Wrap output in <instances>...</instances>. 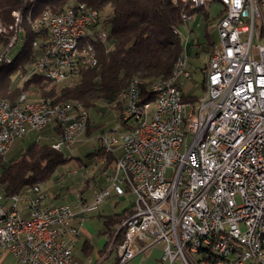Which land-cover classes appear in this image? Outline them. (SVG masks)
<instances>
[{
	"label": "built area",
	"instance_id": "built-area-1",
	"mask_svg": "<svg viewBox=\"0 0 264 264\" xmlns=\"http://www.w3.org/2000/svg\"><path fill=\"white\" fill-rule=\"evenodd\" d=\"M186 2L194 8L196 3L211 6L207 0ZM255 2L229 0L221 6V11L232 7V17L222 16L215 23L219 51L207 63L213 65L211 87L195 102L184 93L192 79L188 41L175 83L169 89L155 88L164 92L162 110L138 137H130V129L149 102L142 100L138 82L120 95V123L98 140L105 154L116 144H124V151L112 175H105L91 191L90 200L81 190L73 205L54 207L39 183L11 197L0 192V259L9 253L15 264H79L73 251L85 220L111 195H130L133 203L119 227L122 242H110L106 251L113 249L117 264L128 263L155 244L163 245L164 264H264V248L257 241L264 229V23ZM89 9L76 0L72 10L40 14L45 27L31 29L39 38L31 44L37 54L27 78L71 79V72L85 66L87 54L76 56L72 50L74 39L85 31L95 32L107 45L108 29L101 19L88 18ZM0 33L8 34L1 63L25 37L19 24L1 26ZM201 72L204 77V69ZM20 96L18 105H0V142L1 127H8L9 133L0 157L29 133L58 128L51 147L71 160V132L82 130L85 136L88 110L60 109V119L49 122L50 111L28 107L23 93ZM182 120H189V134H180ZM92 170H83L86 180ZM217 225L227 227L228 236L218 235Z\"/></svg>",
	"mask_w": 264,
	"mask_h": 264
},
{
	"label": "trees",
	"instance_id": "trees-1",
	"mask_svg": "<svg viewBox=\"0 0 264 264\" xmlns=\"http://www.w3.org/2000/svg\"><path fill=\"white\" fill-rule=\"evenodd\" d=\"M75 1L36 0L30 3L29 0H0L2 27H9L14 23V12H20L25 21L24 42L13 55L10 65H0V98L13 105L22 93H31L38 100L48 101L51 104L77 102L88 111L96 109L102 116L101 122L93 125L88 119L85 132L88 138L97 132H109L103 128V124L107 121L102 114L107 107H117L116 124L120 123L123 109L119 97L132 79L143 82L142 100L149 102L145 106L152 111L154 96L149 86L156 80L170 76L173 65L182 52L181 38L174 33L175 30L181 32L183 26L188 23L183 22L182 15L193 16L197 11H201L205 26L212 25L214 20L224 15L222 10L215 19L210 20L206 11L190 6L186 0H82L104 15V20L102 16L100 19L108 29L107 45L89 40L96 50L97 67L83 71L73 79L72 83H68L71 79L61 84H54L36 75L26 79L37 54L31 49V44L39 38L31 31L27 22L28 15L31 20H35L44 10L55 13L71 10ZM188 32H192V29ZM7 39V33H0V50L6 45ZM208 43V47L202 48L201 52H205L206 56L210 57L214 45ZM194 45H199V41L197 40L192 46ZM195 55L197 57L199 52L196 51ZM203 86L202 79L200 84L202 91ZM185 97L192 102L199 98L187 94ZM28 99L31 100L29 97ZM54 130L59 136V129L54 128ZM53 142L31 141L23 148H17L19 144L17 143L5 157H0V192L3 191L6 197H11L23 193L38 183L45 191L47 185L51 184L53 187L59 185L60 192L65 191L66 183L57 184V182L61 177L60 174L64 172L62 168L69 160L52 149ZM118 155L119 153L105 154L99 147L90 157L92 164L80 169L81 172L84 169H93V176L84 182V189L89 186L90 189L93 188L91 184H95L96 181L103 182L104 174L111 172ZM59 191L55 189L54 194H61ZM125 212L126 210L103 218L102 233L107 235V244L113 241V246H116L122 242L123 229L119 230V227L124 220ZM91 251V248L87 247V254H91Z\"/></svg>",
	"mask_w": 264,
	"mask_h": 264
},
{
	"label": "rangeland",
	"instance_id": "rangeland-1",
	"mask_svg": "<svg viewBox=\"0 0 264 264\" xmlns=\"http://www.w3.org/2000/svg\"><path fill=\"white\" fill-rule=\"evenodd\" d=\"M210 4L211 6L209 9H206L203 6L201 7V9L206 11L208 13V18L212 20L215 19V17H217V14L219 13L221 6L218 3H217L219 5L218 7L213 6L215 5V3H210ZM201 13H202L201 11H197L196 14L194 15L193 18L194 20L191 23L188 22L185 25V27L183 26V28L181 29V33H182L181 41L183 44L182 46L184 47L185 42L188 41L186 42V48L187 51L190 53V56H192L194 51L198 48L192 46L193 42L196 43L197 40L199 41V45H196L199 46L200 49L198 51L199 55L197 56L198 60L194 63V68L196 67V69L192 70L193 73L192 79L189 82H187L184 87L185 94L194 95L196 97H201L203 93L202 89L200 88V84L203 79V75L201 71L206 68L205 64L209 60V56L207 57L205 52H201V49L207 48L208 47L207 45H209L208 42H211V44H213L214 46L217 45L218 43V35L216 30L214 29L215 25L205 26L202 20ZM101 16L104 20V15L101 14ZM215 23L216 20H214L213 24ZM22 27L24 29L25 27L24 22ZM190 29H192L193 31L188 32L190 31ZM20 47L21 44H19L15 48V50L12 51V54L14 55L15 53H17ZM73 79L74 78H72V80L70 79L71 81H68V83H72L74 81ZM26 95L27 97L31 98V100L34 101L38 100L31 93H27ZM119 98L121 100V107L123 109V105H122L123 102L121 96ZM150 111L151 110H149V112ZM117 112H118L117 107H113V106L107 107L104 110V113L102 115L103 117H106L105 120L107 121V123L103 124V128L105 131L112 132L115 129V127L118 125L116 124L118 121ZM88 116L91 122L93 123V125H95L96 123L98 124L99 121L101 122L102 116L100 113L96 111V109H90L88 111ZM100 134H101L100 132H97V134H95L91 138L90 137L88 138L87 136L81 137V140L83 139L82 142L75 144L72 148L73 158L67 161L65 166L62 168L64 170L63 174L59 173L61 177L58 179L59 181L57 182V184L66 183L67 188L65 189V191L61 190L60 192L58 188L59 185L56 187L48 185L46 188L47 193H51V192L54 193V190L56 189L57 192L59 191L62 194L61 196H70L80 192L83 189L84 183L82 182H84L86 179L84 177L83 172H81L82 170L80 171V169L83 168V166H90L92 164L90 157L100 147V142L98 140ZM24 140L25 138L22 141H19L18 142L19 144L15 143L17 144V148H23L27 145V143H29V141H24ZM92 176H93V172L90 174V177ZM133 200L134 198L130 195H127L125 197V200L111 195L108 199L104 201L103 204L99 205L97 211L94 212L95 218L85 222L82 230H84L85 234L87 235L86 238L91 242L94 249L93 253L91 255L89 254V257L91 259L96 261L99 257V253L102 250L103 251L105 250L106 252L109 248V243L107 244L108 241L107 235L102 233L104 231L103 218L113 214L121 213L125 208L130 207V205L133 203ZM70 202H71V198H67L64 199V202L61 204L70 205ZM78 249H81V244L78 246ZM113 260H114V253L112 252L109 256V259L104 261V263L102 264H110V262H112ZM174 264H179V263L178 261H176Z\"/></svg>",
	"mask_w": 264,
	"mask_h": 264
},
{
	"label": "bare ground",
	"instance_id": "bare-ground-1",
	"mask_svg": "<svg viewBox=\"0 0 264 264\" xmlns=\"http://www.w3.org/2000/svg\"><path fill=\"white\" fill-rule=\"evenodd\" d=\"M35 1L36 0H29L30 3H33ZM215 2H217L220 6L229 5V0H207V4L215 3ZM202 6L204 7V3H196V8H201ZM73 8H75V5L73 6ZM255 10H256L257 15H261V23H264V0H256ZM223 11H224L223 18L232 17V7H223ZM20 14H21L20 12L13 13L14 23L10 26H18L19 24V30L21 32V35L25 37V27L24 29L22 27L23 22L25 21L23 19L22 14L21 15ZM88 18H99L100 19L101 13L97 9L91 6V9L88 10ZM36 19L31 20L30 16L28 15L27 22H29L31 29L37 28V27H45L44 18H36ZM182 20L184 23H187V22L191 23L194 19L192 18V16L182 15ZM0 31H1V25H0ZM33 32L35 33V31ZM174 33L181 38L182 33L180 31L175 30ZM90 39L95 40L99 43H103L102 38H100L99 35H97L93 31H85L84 34L78 35V37L75 38L74 41L72 42V50L75 52L76 56H85V54H87V56L85 58V66H83L82 69H79L76 72H71V79L77 78L83 71L94 69L98 65L96 50L94 46L89 42ZM34 41L32 42V44H34ZM22 43L23 42H19V44H22ZM91 49H93V54H91ZM218 51H219V44L217 43V45L213 47L209 59L217 58ZM184 60H185V45L182 48L181 54L176 59L173 65L170 76H168L166 79L163 78V79L156 80L152 82L151 85L149 86V90L154 96V104H153L152 111L150 113L148 107L146 106L145 108H142L140 110L139 114L137 115V118L135 119L134 125L130 129V137H138L140 132H142L143 129H145L147 125H153V119H155V112H160L162 110V107L164 106V92L159 91L155 88L169 89L175 83L179 75L180 68L182 67L184 63ZM12 61H13V54L9 56L8 60L1 62L0 65H3V64L10 65ZM212 76H213V65H207L206 68L204 69V77H203L204 89H210ZM66 81L68 80H62L60 82H52V83L61 84ZM137 82L138 84H140L139 94H141V87L143 85V82L139 79H132L129 82L128 87L125 89V91L122 94H128L129 89L132 88L133 84H137ZM18 103H21V96L18 98L17 102L13 105H18ZM23 103H28V107L46 108V111H50L49 122H56L58 119H60V109H69V107H72V109L85 110V108L79 105L77 102H63V103H58V104H51L48 101L29 100L26 93H23ZM0 105H12V104L0 98ZM180 134H189V120L180 121ZM83 135H84V131L73 130V132H71V137L69 139V147H73L75 144H77L78 140H81V137ZM8 141H9L8 127H1L0 149H1V143H8ZM52 146H55V140L52 143ZM123 151H124V144H116L114 145V147H110L108 153H119L115 161V163H117V159H120L122 157ZM7 154L8 153H2V157H5ZM92 172H90V174ZM105 175H112V169L110 173L104 174V178H105ZM95 188L96 186L91 188V191L95 190ZM65 206H66L65 204L54 205V207H65ZM217 232H218V235L220 236H228V229L224 225H217ZM257 241L259 242V247L264 248V229L259 230L257 234Z\"/></svg>",
	"mask_w": 264,
	"mask_h": 264
},
{
	"label": "crops",
	"instance_id": "crops-1",
	"mask_svg": "<svg viewBox=\"0 0 264 264\" xmlns=\"http://www.w3.org/2000/svg\"><path fill=\"white\" fill-rule=\"evenodd\" d=\"M213 6L214 7H216V6L218 7L219 5L215 4ZM220 11H221V9H220ZM212 25L214 26L215 24H212ZM189 28H191V27H189ZM193 43H195V42H193ZM194 46L196 48L198 47L196 49V51H199L200 50L199 49V46H196V45H194ZM196 51H194V53H193L192 56H190V53L187 51L188 56H189V65H190L191 71L194 70V69H196V67L194 68V63L198 60L197 57H196V55H195ZM53 130L47 129V130H44L41 133H29L25 137V140L24 141L31 142V141H43V140H46V141L53 142L58 137L54 133L55 130L54 131ZM42 133H43V135H42ZM18 142H16V143H18ZM101 183L102 182L99 183V182L96 181L95 184H91V185L97 186V185H99ZM50 186H52V184ZM82 191L84 192V195L86 196V198L88 200H90L91 199V189H90V186L87 189H84V187H83ZM47 194L49 196V199H48V204L49 205H59V204H61V203L64 202V199H67V198H71L70 206L73 205L74 195L75 194L74 195H70V196H61L62 194L55 195L52 192L51 193H47ZM66 205H68V204H66ZM126 209H128V208H125L124 210H126ZM93 218H95L94 217V213L91 214L85 220V222H87L88 220H91ZM85 222H84V224H85ZM84 224H83V227H84ZM83 227L81 228L80 240L76 244V247H75V249L73 251V256H74L75 261L78 262L79 264H102V263H104V261H106L107 259H109V256H110V254L113 251L111 253H107V252H105V250L104 251L102 250L99 253V257H98V259L96 261H94L93 259H91L89 256H86V255H89V254H87V247L88 248H91V250H92L91 251V254L93 253L94 249H93V246H92L91 242L86 238L87 235L85 234L84 230H82ZM80 244H81V249H78V246ZM85 245H87V246L85 247ZM162 250H163V245L162 244H155V245L149 247L144 253L135 256L132 260H130L126 264H164L161 261ZM113 253H114V260L112 262H110V264H117L115 252H113ZM0 264H15V261H14L13 257L9 253H4L3 256L0 259Z\"/></svg>",
	"mask_w": 264,
	"mask_h": 264
}]
</instances>
